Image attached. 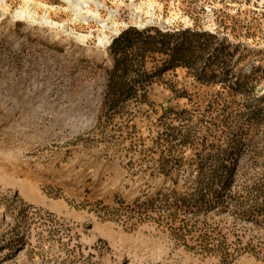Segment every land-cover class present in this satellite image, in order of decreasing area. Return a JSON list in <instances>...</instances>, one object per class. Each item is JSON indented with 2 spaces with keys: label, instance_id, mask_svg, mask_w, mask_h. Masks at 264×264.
<instances>
[{
  "label": "rangeland",
  "instance_id": "rangeland-1",
  "mask_svg": "<svg viewBox=\"0 0 264 264\" xmlns=\"http://www.w3.org/2000/svg\"><path fill=\"white\" fill-rule=\"evenodd\" d=\"M83 1L0 0V264H264V0Z\"/></svg>",
  "mask_w": 264,
  "mask_h": 264
},
{
  "label": "bare ground",
  "instance_id": "bare-ground-1",
  "mask_svg": "<svg viewBox=\"0 0 264 264\" xmlns=\"http://www.w3.org/2000/svg\"><path fill=\"white\" fill-rule=\"evenodd\" d=\"M66 2L69 4L70 8L72 9L75 19L79 20H84V21H89V20H95L96 23L98 22L101 27H103L101 30H96L97 32L99 31V44L102 45L105 42H110L112 39V36L107 33V31H110L114 35H118L120 33V30L118 28L117 21L115 20L116 17V10H111L110 15L108 19H103L100 17L99 11L93 12V11H87L85 10V4H87V1L83 0H66ZM97 9H102L105 7L103 3H100L98 1L95 2ZM26 11H22L20 15H26ZM0 14V18H1ZM49 24H52L53 22L51 20L47 21ZM104 54H107V51H104Z\"/></svg>",
  "mask_w": 264,
  "mask_h": 264
},
{
  "label": "trees",
  "instance_id": "trees-1",
  "mask_svg": "<svg viewBox=\"0 0 264 264\" xmlns=\"http://www.w3.org/2000/svg\"><path fill=\"white\" fill-rule=\"evenodd\" d=\"M198 177H199V181H198L199 185L200 184L201 185L198 188H196L193 198L196 206L200 209L206 208V210H209L210 208H214L217 205L224 204L225 203L224 196L226 191L215 189L213 188V186L217 180L221 184L224 183L226 181L225 174H219V173L213 174L211 178L208 179V181L200 179L201 175H199ZM202 239L205 240L206 238H202ZM217 247L220 248L222 247V245L219 243L217 244Z\"/></svg>",
  "mask_w": 264,
  "mask_h": 264
}]
</instances>
